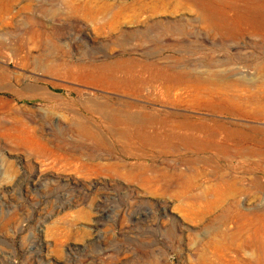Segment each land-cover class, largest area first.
I'll list each match as a JSON object with an SVG mask.
<instances>
[{
	"label": "rangeland",
	"instance_id": "obj_1",
	"mask_svg": "<svg viewBox=\"0 0 264 264\" xmlns=\"http://www.w3.org/2000/svg\"><path fill=\"white\" fill-rule=\"evenodd\" d=\"M235 2L256 25L228 36L203 15L216 0H0V264L264 260L246 234L220 235L230 199L198 197L225 174L264 207L246 184L259 167L212 147L244 134L264 151V0ZM112 108L147 115L142 130L164 140L138 143L140 124L121 130ZM200 121L221 129L210 143L195 132L202 146L169 126ZM178 173L192 186L166 179Z\"/></svg>",
	"mask_w": 264,
	"mask_h": 264
},
{
	"label": "bare ground",
	"instance_id": "obj_2",
	"mask_svg": "<svg viewBox=\"0 0 264 264\" xmlns=\"http://www.w3.org/2000/svg\"><path fill=\"white\" fill-rule=\"evenodd\" d=\"M240 1L244 2L245 0H240ZM216 3L222 4V5H218L216 7H212L213 5H210V7L208 8L209 9L208 11L203 10V15L211 23V25L215 29L220 31L221 33L228 35V36H231V35L233 36L234 34H236L238 29L237 27L233 26V22H236L238 25L241 23L248 24V21H249L251 25H254V26L256 25L255 21L249 20L250 18L246 12L247 4L244 3L243 6L239 7L238 5H236L235 0H216ZM224 9L235 11V13L232 12L231 16H229L228 14H226L227 12L223 13V12L218 11V10L223 11ZM233 17L235 20H233ZM48 70L53 71V66H50ZM170 77L178 81V80H183V79L186 80L189 76L184 73L177 72L175 74L170 75ZM204 106H206L205 107L206 109L210 108L207 105H204ZM204 106L202 105V108ZM214 109L215 111L223 112V110H221L222 108L219 109V107H214ZM115 110L116 109L112 108V115H114V117H111V119H113L114 123H116L117 125L122 126L123 129L121 130L127 132L129 131L130 126L135 125L136 123L140 124L139 126H137V128L135 126L134 127L135 129L132 126V128L135 130L134 133L132 132V135L138 140V143L141 142L144 144H156V143L161 142L162 139L164 140V135L166 133L163 134V137L159 138L162 135L161 133H159L161 135H159L157 132L154 134H151V133L149 134L148 132L142 130V127L146 125V123L151 122V120L148 119L149 117H147V115L145 116V114H143L139 116L128 110H121V111L120 110L117 111L118 109L116 111ZM111 123H113V121ZM169 126H172L170 127V130H172V133L176 129L179 135L178 139L180 140V142L181 141L185 143L193 142L195 146L197 145L202 146L204 143V141L202 142L200 139L198 140L195 138V132L196 133L205 132V134L207 135L206 140H208L207 143H210V141H212L213 139V138L211 139L210 137L218 136V134L221 131L219 127L213 126V125L207 126L203 121H200L198 123L176 122L173 125H171L170 123ZM123 131L121 133H123ZM179 131H182V132L180 133ZM169 133L167 134L169 135ZM226 134H227L226 137H230V135H232V132L227 131ZM240 140H243L244 144L249 142L248 136L244 134L240 136ZM239 141L236 142L235 140L233 141L232 145L230 144L228 145L224 139V141L222 142L213 143L214 146L212 145V147L217 152L216 154L218 155L227 154L230 157H234L236 159L238 157L240 158V160L242 159L246 163V168L244 171H242L244 173H248L249 171L251 172L253 165L259 167V173H253L251 179L248 182H246V184L250 187V189H254L256 191V192L254 191L253 192L254 194L250 195L248 199H252L253 201H255L256 198L258 197L257 195L261 194V192L259 191H264V167L262 166L264 163V151L256 149L254 147H250L249 145L242 148L241 144L238 143ZM204 146L206 147L208 145L206 144ZM252 156H258L259 160L257 162H254V161L251 162L250 159ZM221 162L222 161H220V163ZM232 162L230 163L232 164ZM140 179L143 183L154 182L149 177L142 176ZM166 179L167 180L174 179V180L179 181V183L185 190L191 187L193 183V179L190 176L180 174V173L176 174V176L174 177H167ZM243 185L239 184V181L234 176L219 174L216 176L215 181L213 183L206 185L202 189L201 195H199L198 197H200L201 202L203 200L207 208L208 207L216 208L219 206V204L223 200L230 199L227 202V204L222 209H220V211L215 216L216 218L221 219L225 215L223 219V223L218 226L221 232L220 235L226 234L230 239H233V238H236V236L239 237L242 234H246V236H244V238L241 239V247L256 248L261 254L262 253L264 254V207L244 206L242 194L245 192L246 187L243 188ZM256 193L258 194L256 195ZM238 195L240 197L237 200L236 197H238ZM230 224H232L234 228L233 230H230L229 232L228 227H231ZM245 264H264V260H262L261 256H259L254 261L249 260Z\"/></svg>",
	"mask_w": 264,
	"mask_h": 264
}]
</instances>
